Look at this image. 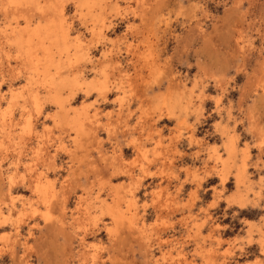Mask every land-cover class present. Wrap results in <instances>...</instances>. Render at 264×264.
Here are the masks:
<instances>
[{
	"label": "rangeland",
	"instance_id": "obj_1",
	"mask_svg": "<svg viewBox=\"0 0 264 264\" xmlns=\"http://www.w3.org/2000/svg\"><path fill=\"white\" fill-rule=\"evenodd\" d=\"M0 159V264H264V0H0Z\"/></svg>",
	"mask_w": 264,
	"mask_h": 264
},
{
	"label": "bare ground",
	"instance_id": "obj_2",
	"mask_svg": "<svg viewBox=\"0 0 264 264\" xmlns=\"http://www.w3.org/2000/svg\"><path fill=\"white\" fill-rule=\"evenodd\" d=\"M61 16V15H60ZM38 25H40V24H38ZM51 25L52 24H50V25H43L42 24V26L40 25V28L38 29V34H37V36H38V38H39V40H40V38H41V30L42 29H45L46 31H45V34L43 35V37L45 38V39H48L49 40V44H56V45H58L60 48H59V50L60 51H67V43H68V41H69V34H68V32L66 31V30H62L61 31V29H62V25L61 26H59L60 27V29L58 30V33H55V35L53 34V35H51L52 33H53V31L50 33V28L49 27H51ZM54 27H52V29H53ZM57 28H58V26H57ZM64 28V27H63ZM51 29V30H52ZM56 28H54V30H55ZM57 30H56V32H57ZM68 30V29H67ZM55 32V31H54ZM24 34V33H23ZM25 36V35H24ZM14 37V36H13ZM44 41V40H43ZM17 43L19 44L20 42H19V40H17ZM46 44V43H45ZM51 56V55H50ZM52 57V56H51ZM54 58V57H53ZM50 59H52V58H50ZM54 60V59H53ZM52 60V61H53ZM51 61V62H52ZM3 73V72H2ZM60 73V72H59ZM57 74L56 73H52V74H45L44 75V79H45V84H47V89H48V91L52 94V93H54V92H57V91H59L60 89H62L63 88V85H64V83L63 82H54L55 81V79H54V81H53V78H55V76H56ZM43 84V83H42ZM35 88V87H34ZM12 90V89H11ZM35 90V89H34ZM36 91V90H35ZM35 93V92H34ZM33 94V93H32ZM24 95V94H23ZM33 97H34V95H33ZM30 99V98H29ZM31 99H33L32 97H31ZM31 99L30 100H28V101H30L31 102ZM37 98H36V96H35V100H36ZM39 99V98H38ZM40 100V99H39ZM39 100H37V102L39 101ZM33 102H35L34 101V99L32 100ZM55 101H56V103H57V114L56 113H54V114H56V115H51L50 116V120H51V118H52V120H54V121H56V122H58V121H61V120H63V119H65V118H68V115H69V109L67 108V106L65 105V103L63 102V100L62 99H60L58 96L56 97V99H55ZM30 102H28V103H30ZM36 102V103H37ZM36 103H34V105H35V107L36 108H38V106L40 107V105H39V103H37V105H36ZM25 105V104H24ZM13 106V105H12ZM33 106V105H32ZM41 107H42V105H41ZM27 108V107H26ZM26 108H24V110H26ZM35 109V108H34ZM24 110H22V111H24ZM40 110V109H39ZM38 110V111H39ZM4 112V111H3ZM11 112V111H10ZM9 112V114H11ZM17 112V111H16ZM26 112V111H25ZM27 112H28V110H27ZM27 112H26V114H27ZM30 112V111H29ZM37 112V111H36ZM7 114V113H6ZM39 114H40V111H39ZM48 114H49V112H48ZM51 114H53V113H51ZM8 115V114H7ZM22 115H24V113H22ZM21 115V116H22ZM30 115V114H29ZM47 115V114H46ZM25 116H27V115H25ZM31 116H32V114H31ZM31 116H30V118H31ZM47 116H49V115H47ZM78 116L79 117H81V114H78ZM12 117H14V116H12ZM32 117H34V116H32ZM20 118V117H19ZM24 118V117H23ZM25 118H28V119H30L29 118V116L28 117H25ZM45 118H46V116H45ZM22 119V118H21ZM32 119V118H31ZM10 120V118L8 119V121ZM46 120V119H45ZM12 121V119L10 120V122ZM26 121V120H25ZM32 121V120H31ZM29 122H30V120H29ZM8 123V122H7ZM16 123V122H15ZM32 123V122H31ZM28 124V123H27ZM29 125H30V123H29ZM33 125V124H32ZM3 126V125H2ZM10 126V125H9ZM78 127H79V129H81L82 127H83V122H81V123H79L78 122ZM92 128V127H91ZM86 129V128H85ZM87 130V129H86ZM78 131V130H77ZM234 143V142H233ZM231 144V143H230ZM235 144V143H234ZM234 144H232L231 145V148H230V152H228L229 154H232V156H233V152L235 153V151H237V150H235L234 151V149H235V146H234ZM20 153H22V152H20ZM17 154H19V152L17 153ZM1 160V159H0ZM2 161V160H1ZM246 168L247 167H245V169L243 170V171H241V173H239L238 174V177H237V180L239 181V180H242V176H243V174L246 172ZM250 174V173H249ZM24 180H25V178H23ZM24 180H23V182L22 183H24ZM251 180V179H250ZM250 182V181H249ZM11 183H12V181H10V185H11ZM14 184V183H13ZM17 186V185H16ZM36 186V185H35ZM13 187V186H12ZM34 187V186H33ZM35 188V187H34ZM34 188H33V190H34ZM38 188V187H37ZM11 189V188H10ZM14 189V188H13ZM37 190V189H36ZM48 190V189H47ZM37 193V192H36ZM35 193V194H36ZM15 204V202H11V205H14ZM1 207V206H0ZM113 211V210H112ZM112 211L110 212L111 214H112ZM4 211H2V209L0 208V227L2 226V222H5V220H3L2 221V219H3V213ZM115 214V213H114ZM112 216V215H111ZM113 218V217H112ZM115 218V217H114ZM4 225V224H3ZM140 229V228H139ZM82 235H83V233H82ZM81 234H80V236H78V237H80V239H81V243L83 244L84 243V241H85V236H82ZM85 235V234H84ZM149 246V245H148ZM1 248V247H0ZM5 248V247H4ZM3 249V248H2ZM2 249H0V252H3V251H1ZM4 250V249H3ZM83 254V253H82ZM82 254H79V255H82Z\"/></svg>",
	"mask_w": 264,
	"mask_h": 264
}]
</instances>
